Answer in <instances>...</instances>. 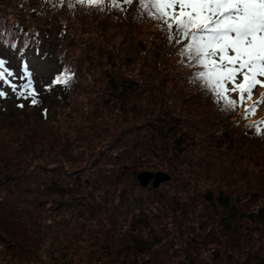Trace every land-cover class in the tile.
I'll list each match as a JSON object with an SVG mask.
<instances>
[{
  "label": "rangeland",
  "instance_id": "1",
  "mask_svg": "<svg viewBox=\"0 0 264 264\" xmlns=\"http://www.w3.org/2000/svg\"><path fill=\"white\" fill-rule=\"evenodd\" d=\"M22 1L11 24L39 47L17 60L0 45V165L16 174L0 180V264H264V105L246 119L216 111L193 79L201 67L163 41L154 15L128 31L130 17L78 12L96 30L106 22L91 32L65 25L77 8ZM141 41L165 43L167 64L155 71ZM63 48L81 67L67 103L49 84ZM32 98L39 108H25ZM143 170L172 177L149 189Z\"/></svg>",
  "mask_w": 264,
  "mask_h": 264
},
{
  "label": "snow or ice",
  "instance_id": "2",
  "mask_svg": "<svg viewBox=\"0 0 264 264\" xmlns=\"http://www.w3.org/2000/svg\"><path fill=\"white\" fill-rule=\"evenodd\" d=\"M98 2L89 0V3ZM126 2L131 4L133 0ZM150 3L154 17L166 25L169 41L183 45L179 55L187 56L201 67L193 79L203 80L217 102H224L222 110L240 108L245 119L255 115L257 107L264 105V91H260L264 89L261 79L264 78V0H150ZM3 63L0 60V66ZM64 71L70 73L69 69ZM73 75L62 73L53 83L67 85ZM0 79H4L3 72ZM254 90L259 92L255 101ZM3 95L0 91V96ZM36 102L32 100L33 104ZM259 124H264V120Z\"/></svg>",
  "mask_w": 264,
  "mask_h": 264
},
{
  "label": "trees",
  "instance_id": "3",
  "mask_svg": "<svg viewBox=\"0 0 264 264\" xmlns=\"http://www.w3.org/2000/svg\"><path fill=\"white\" fill-rule=\"evenodd\" d=\"M44 1L45 4H52L53 6L57 7H61V12L63 10H66L68 8L71 9H75L77 8V12L71 16L73 17V20L70 21V23L65 22V25L70 26L71 29L75 28V23H78L81 27H87L90 26V28H94L93 30H91V32H99L100 31H105V24L106 22L102 23L103 28H100L96 30L97 24H95V22L93 21H89V22H85V20L82 19L81 16H79L80 11L83 12H88L91 11L88 15L94 16L95 15H103V17H106L108 19H110L111 17H115V20L117 21L118 24H122V22L125 20V22H129L128 17L132 18V22L128 23L127 26H130V29H128V31H131L133 28H135V31H140L141 27L144 26V22L146 20V18L148 17H152L153 13H154V9L150 3V0H133V3H127L126 0H100V2L98 3H89V0H83V2H81V0H42ZM23 2L22 0H0V7H3L4 9H1L0 11V45H2V48H7V49H12V51L16 54L17 56V60L20 59L22 54H25L27 52H30V50H35L38 49V43L39 42H35L29 39H25L24 44L20 45L21 42V37L24 36L25 34L28 36V33L23 30V27L21 26V24L17 23V24H11L12 21L10 19V12L11 11H15L17 8H19V6L23 7ZM7 3V4H5ZM30 7V6H29ZM32 10L35 14L39 13V11H44L45 8L43 6H41L40 8L38 7H34L31 6ZM134 7V8H133ZM133 8L132 11H134L133 15H129L128 14V10ZM131 11V12H132ZM130 12V13H131ZM57 14V16L59 17V14ZM114 13V14H113ZM141 15L140 19L137 17L138 15ZM89 17V16H88ZM96 18V16H94ZM65 18H61V21L63 22ZM136 20V21H135ZM96 21V20H94ZM135 22V23H134ZM134 23V24H133ZM17 28V29H16ZM165 28V27H164ZM84 29V28H83ZM158 30V27L156 29V32ZM142 31V30H141ZM165 34L167 36V38H165L163 41L169 42L168 36H169V32L167 31V29L165 28ZM62 32V30H61ZM88 32V31H87ZM173 34L175 33V29L172 30ZM130 33V32H129ZM30 37H32L31 35H29ZM63 36V35H61ZM42 42V43H41ZM40 44H42V46L46 49V45L45 43H47V41L43 38L41 40ZM161 43V45H160ZM158 44V47H155V50L158 49H163L165 43L160 42ZM183 43H187V41H184ZM21 47H20V46ZM45 45V46H44ZM140 47L142 48V50L145 51V49H149L150 50V54H152L153 56H147L149 57V60H151V65H153V69L155 71H157L158 69H161L162 65H166L167 64V60H160V57L157 59L158 55H161V51H155L152 50L151 48H148L143 41H141L139 43ZM41 46V47H42ZM169 46H177V47H182V44H178L175 42V40H173L172 42L169 43ZM40 47V48H41ZM42 47V50H43ZM16 50V51H15ZM27 51V52H26ZM46 52H50L48 49L45 50ZM130 50H127L126 53H128ZM67 53V50H64V48L58 53V57H62V58H58L57 64L59 62V64L55 67V71H54V77L53 79H51L49 82V84L51 85L50 87H52V92H55L56 90L54 88H58L60 90V92L53 97L54 102L55 101H65L67 103L68 100H70L69 98L74 95V89L77 87L76 85L80 83V81L78 80L79 77V73L81 70V67L78 65V63H75L74 61H72L68 55L67 58H65V54ZM53 54V53H52ZM164 55V54H163ZM134 58H131V60ZM172 68L176 69V70H184L183 68H181V66L179 64H177V66H172ZM65 69H69L70 73H65ZM130 71V70H129ZM62 73H64L65 75L68 74H72L74 73V75L72 76V79L69 81V83L67 85L63 84V83H53V81L59 77ZM127 77H129L130 75H126ZM154 77V76H153ZM155 78V77H154ZM116 79H114L113 81H115ZM203 81V80H202ZM120 88H122V86L120 85ZM123 90V88H122ZM207 92L203 91V93H205V95L207 96L208 99H211L213 102L217 103L216 104V111L222 110V107L224 105V102L221 103V101L218 103L217 102V98L215 97V95L209 91L208 87H206ZM32 103H28L26 104L25 108L29 107ZM34 105L33 108H37L38 104H32ZM31 105V106H32ZM24 107V105H23ZM20 106H16L15 108L12 109V111H15L17 108L21 109L23 108ZM39 108V107H38ZM225 110H223L224 112ZM229 111V110H227ZM225 116H229V113L224 112ZM233 113V112H232ZM234 115V114H233ZM257 127V126H256ZM255 127V128H256ZM253 131H255V129H253ZM229 133V130H225L224 134ZM247 135L249 136H253L254 134H252L251 132H248ZM177 143H183V140H181V138H177ZM16 149L20 150V148L16 147ZM5 153H8L7 151H3ZM4 155L7 154H0V160L4 159ZM8 159V158H6ZM4 159V160H6ZM11 159L15 160V156H12ZM20 162V161H18ZM1 163V161H0ZM31 165L36 166V167H43L42 164L38 161L35 160V162L31 163ZM1 166V165H0ZM11 167V166H9ZM9 169V168H8ZM7 169V170H8ZM4 170V168L1 166L0 167V180L3 178V176L7 177V178H11L12 176H15L16 174H14L13 170H9V172H5L2 171ZM148 188V187H147ZM2 232L4 233V230L1 229Z\"/></svg>",
  "mask_w": 264,
  "mask_h": 264
},
{
  "label": "water",
  "instance_id": "4",
  "mask_svg": "<svg viewBox=\"0 0 264 264\" xmlns=\"http://www.w3.org/2000/svg\"><path fill=\"white\" fill-rule=\"evenodd\" d=\"M139 182L143 186H147L149 189L157 188L163 181L171 179V175L165 170L149 171L143 170L137 175Z\"/></svg>",
  "mask_w": 264,
  "mask_h": 264
},
{
  "label": "bare ground",
  "instance_id": "5",
  "mask_svg": "<svg viewBox=\"0 0 264 264\" xmlns=\"http://www.w3.org/2000/svg\"><path fill=\"white\" fill-rule=\"evenodd\" d=\"M260 91H263V89H260ZM259 93V92H258Z\"/></svg>",
  "mask_w": 264,
  "mask_h": 264
}]
</instances>
